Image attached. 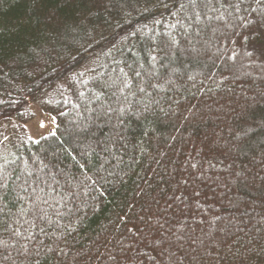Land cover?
<instances>
[{"label": "trees", "instance_id": "16d2710c", "mask_svg": "<svg viewBox=\"0 0 264 264\" xmlns=\"http://www.w3.org/2000/svg\"><path fill=\"white\" fill-rule=\"evenodd\" d=\"M216 8L0 0V264H264V0Z\"/></svg>", "mask_w": 264, "mask_h": 264}, {"label": "snow or ice", "instance_id": "6c2138e0", "mask_svg": "<svg viewBox=\"0 0 264 264\" xmlns=\"http://www.w3.org/2000/svg\"><path fill=\"white\" fill-rule=\"evenodd\" d=\"M258 2H260V0H258ZM190 4L194 9L193 12V16L195 18H199L201 13L199 11H195V8L198 6H202L204 8H208L209 10H214V11H219L218 8H216V4H220L221 6H224L225 4V0H215V3L213 2V0H205V2L203 3V5H200L199 0H190ZM228 7H238V4H231L229 3L227 5ZM205 18H207L209 21H211V19H214V17H210L208 16V13L205 12L204 13ZM222 19V17H221ZM195 51V49H194ZM157 58L156 56L152 57V60L155 61ZM231 59H235V57H231ZM136 75H139V73H137ZM170 81V77L167 78ZM157 87H162V85L159 84V82H157ZM141 91H144V89H141ZM2 170H3V166L0 165V189H4L7 188V184L4 183L5 177L2 174ZM33 174L31 172L28 173V176H32ZM36 182L35 181H28L25 180V186L23 187V191L28 193L29 192V187H31V193H29V197L32 201L33 204V208H32V212L34 213L33 219L29 225V227H33V226H39L37 224L38 221H45L47 222L49 219V209H52L56 214H59V209L60 208H66L65 204L60 203V201H57V203L55 205L50 204L49 198L47 196L41 195V193L43 192L42 188H38L35 187L34 184ZM39 183L41 184H47L48 181H39ZM53 193H55V188L51 189ZM65 196H67V194L65 193L64 195L61 196V200L65 199ZM4 194L3 192H0V199H3ZM70 201V197L68 198ZM44 205H47L48 207H44ZM41 232H43V228L40 229ZM18 235L20 233H17ZM30 238V237H29Z\"/></svg>", "mask_w": 264, "mask_h": 264}, {"label": "rangeland", "instance_id": "374dc122", "mask_svg": "<svg viewBox=\"0 0 264 264\" xmlns=\"http://www.w3.org/2000/svg\"><path fill=\"white\" fill-rule=\"evenodd\" d=\"M35 113L34 120L25 125L26 131L31 138L36 140L42 136L55 132L56 121L53 117L45 115L38 110Z\"/></svg>", "mask_w": 264, "mask_h": 264}]
</instances>
